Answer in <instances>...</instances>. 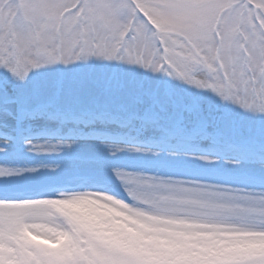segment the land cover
I'll use <instances>...</instances> for the list:
<instances>
[{
	"label": "snow or ice",
	"instance_id": "6c2138e0",
	"mask_svg": "<svg viewBox=\"0 0 264 264\" xmlns=\"http://www.w3.org/2000/svg\"><path fill=\"white\" fill-rule=\"evenodd\" d=\"M0 264H264V0H0Z\"/></svg>",
	"mask_w": 264,
	"mask_h": 264
}]
</instances>
